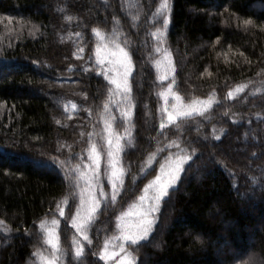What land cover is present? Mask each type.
Wrapping results in <instances>:
<instances>
[{
  "label": "trees",
  "instance_id": "trees-1",
  "mask_svg": "<svg viewBox=\"0 0 264 264\" xmlns=\"http://www.w3.org/2000/svg\"><path fill=\"white\" fill-rule=\"evenodd\" d=\"M161 3L0 0V264H37L41 221L57 219L58 204L67 214L79 202L67 170L80 164L79 154L87 159L88 134L95 142L101 118L115 116L111 88L97 75L93 28L129 53L133 74L121 153L126 189L116 212L102 205L89 231L107 223L114 231L115 214L149 178L140 174L148 153L176 155L180 144L193 159L155 214L149 240L136 246L138 264H264V0H168L171 11L163 12ZM163 53L167 83L157 67ZM166 84L183 103L211 99L212 106L161 132ZM54 157L63 169L33 163ZM60 247L67 253L62 230ZM90 249L82 264H99ZM61 260L75 264L69 253Z\"/></svg>",
  "mask_w": 264,
  "mask_h": 264
},
{
  "label": "snow or ice",
  "instance_id": "snow-or-ice-1",
  "mask_svg": "<svg viewBox=\"0 0 264 264\" xmlns=\"http://www.w3.org/2000/svg\"><path fill=\"white\" fill-rule=\"evenodd\" d=\"M165 10L171 11L168 0H162L158 9L161 12ZM244 23L251 24L252 21L246 20ZM163 25L166 31L169 26V18L167 16L164 17ZM92 31L100 39L96 49V64L104 66L107 63L112 66L104 67L102 73L98 71L97 75L103 74L108 84L115 86L116 93H120L123 98L130 100L132 86L129 83V77L133 74L131 56L119 44H116L109 53V44L105 43L104 35L96 28H93ZM165 31H159L160 37L164 36ZM80 52H83V48L80 49ZM109 72L114 74L110 76ZM166 78L161 77L160 79L164 80ZM243 87V85H240L235 91L239 93L243 90ZM109 91L111 92L112 89ZM160 96L165 100L163 115L167 117V124L163 118L161 119V132L167 125H175L179 120H191L194 116H203L212 106L211 99L209 101L193 100L190 103H183L180 95L172 92L171 84L168 85V92H161ZM169 96L171 99H169ZM228 97L232 98L233 92L230 91ZM107 110L108 105L106 104L105 112ZM121 115L127 119L129 113L124 112ZM101 119L104 127L98 135L102 143L92 141L93 133H89V147L85 150L87 152V161H84L82 153L79 154L81 157L80 164L66 172V180L69 177H73L75 180L70 196L74 199L76 197L79 199V203L75 205V213L71 216L70 221L71 227L75 229L77 236L80 238V240H77L74 237L72 242V260L75 261V264H82L85 256V246L80 241L86 242L88 245L92 244L88 233L95 222V218L102 210L101 206L103 205L104 211L115 213L117 206L121 204L118 197H121L126 189L124 180L126 169L122 165L121 158V153L124 152L123 137L113 131V126L116 123L115 117L111 119L102 117ZM213 127L215 131V126ZM223 131L221 129L220 135H215L216 140L221 139ZM174 146L180 151L174 157L169 156L166 158L165 163L160 165V174L156 175L155 179L151 180L143 190L147 193L149 189H152L154 190V195L151 197L140 195L137 198L138 203L133 202L129 205L128 210L119 211L118 214H115V228L118 235L106 239L103 248L98 253L99 259L104 261L105 264H108V261L117 255L122 257L119 264H138L134 255L136 246H140L141 242L149 240L156 224L155 214L160 211L164 198L169 197V190L175 188L177 182L181 179V173L185 171L184 165L193 159L192 155L185 154V150L181 148L180 144H175ZM166 147L171 148L173 144H168ZM164 150V148H157V152H163ZM154 158L155 153L150 154L145 163L151 165ZM33 163L37 167H51V164H57L62 169L64 167L63 164L58 163L55 157L50 164H43L39 161ZM105 177L110 187V193L106 191L102 182ZM62 203L68 204V198L66 197ZM57 208L60 216L65 217L64 208L59 204ZM133 215L136 220L129 222L128 217ZM59 224L60 222L55 218L51 220V227L47 226L44 221L40 223L44 237L43 243L51 249V253L48 256L39 251L33 253L34 256L38 257L40 264H61L62 255H67V253L61 252L60 237L57 234ZM112 239L120 241L116 246L118 252L115 248L111 252L108 250ZM93 255H97V253H93Z\"/></svg>",
  "mask_w": 264,
  "mask_h": 264
},
{
  "label": "rangeland",
  "instance_id": "rangeland-1",
  "mask_svg": "<svg viewBox=\"0 0 264 264\" xmlns=\"http://www.w3.org/2000/svg\"><path fill=\"white\" fill-rule=\"evenodd\" d=\"M113 48L114 47H110L109 46V53L111 52V50ZM113 59H115V58H113ZM168 59H169V57H168L167 53H163L161 55V57H160V60L158 62V65H157V67L159 69V79L161 77H167L164 80H161L160 79V81L163 82V83H167V81H168V79L170 77V64H169V60ZM104 67H112V66L111 65H108L107 63H105L104 66H101L100 67L101 68L100 69L101 70V73H102ZM117 67H119V66L117 65ZM113 74H114L113 72H109V75L110 76L113 75ZM107 84H108V82H107ZM168 85L169 84H166V86L162 90V92H166V93L168 92ZM109 86L112 89L111 92H112V95H113L112 105H113L114 109L116 110L115 111V116H113V117H115L116 123H119V125H121V129H120L121 131L120 132H118V130H116V125L113 126V131H114V133H119L123 137L122 143H124V140H125V131H124V128L127 127L129 123H131V115H132V108H131L132 103H131V99L129 100V99L123 98L122 97V94L116 93L115 92V86L114 85H109ZM169 99H171L170 96H169ZM160 103H161L160 109L159 108H157V109L160 112V115L161 114L163 115V109L165 107V100H164V98L161 97V102ZM169 107H170V105H169ZM124 112H128L129 113L127 119H125V117H123L121 115ZM163 117H164L163 118L164 122L167 124V117H166V115H163ZM103 127H104V125L102 124L101 128L99 129V132L96 135L95 142L102 143V141L100 140V136L98 134H100L102 132ZM169 152L167 153L169 156H173V157L175 156L174 154H170ZM152 153H155V158L152 160L151 165H148V164L145 163V161L147 160V158L149 157V155L152 154ZM148 154L149 155H147L146 158L141 163L140 174L141 175L148 174L149 175V178H147L146 184H144L145 183L144 182L143 185L141 186L142 189H141L140 195H146L148 197H151V196L154 195V190L149 189V191L147 193H145L143 190H144L145 186L151 180L155 179V176L156 175L160 174V171H161L160 170V165L163 164V163H165L166 158L169 157V156L167 155V157H165V152L164 151L163 152H157V149L156 150L154 149V151L151 150L150 153H148ZM85 161H87V159ZM102 167H103V165H102ZM125 175H126V172H125ZM102 182L105 185L106 191H108L110 193V187L107 184L106 177L103 178ZM109 199H110V195H109ZM133 202H137L138 203V200L132 201V200L129 199L127 202H125V204L122 206V209H120L119 211H126V210H128L129 205L132 204ZM74 213H75V209H74V211H71L69 213L67 212V214H65V217H61L60 214L57 217V220L60 222L59 227L57 229V234L60 237V230H62L65 233V238L67 240V253L72 254V255H73V253H72V242H73V238L76 237L77 240H80V238L77 236V234L75 232V229H73L71 227V225H70L71 216ZM51 220L52 219H46V220H44V222L47 224V226L51 227ZM128 220H129V222H134L136 220V217L134 215L133 216H129L128 217ZM106 222H108V219L107 218H106L105 223ZM257 224L258 225H261L260 219L257 221ZM111 227H113V230L114 231L111 230L109 233H108V229H109V224L108 223H107V227L106 226H100V228H98V230L96 232H94V233L92 232L91 233V231H89V233H88L90 239L92 240L93 249H94V250H92V249L89 250L90 256L96 258L98 260L99 264H105L104 261H101L99 259V255H98L99 251L104 246L105 240L106 239H109V238H111V237H113L115 235H118V233L116 231V228H115V220L113 221V224L112 223L110 224V229H112ZM38 233H39V235L41 237V240L39 241V247H38V250L37 251L43 253L45 256H48L51 253V249L47 245H45L43 243V238L44 237H43V231L41 230L40 225H39ZM80 242L83 243L85 247L88 246V244L86 242H83V241H80ZM119 243H120L119 240L112 239L111 242L109 243V247H108L109 252H111L114 248L118 252V248H116V246ZM89 248H90V246H89ZM93 253H97V255H93ZM121 258L122 257L120 255H117V256L113 257L111 260H109L108 261V264H119V261H120ZM36 263L37 264H40V261H39V259H38L37 256H36ZM61 264H62V260H61ZM66 264H68V262Z\"/></svg>",
  "mask_w": 264,
  "mask_h": 264
}]
</instances>
